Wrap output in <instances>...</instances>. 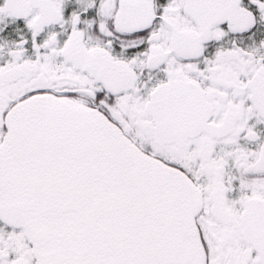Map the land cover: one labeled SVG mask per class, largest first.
<instances>
[{
	"label": "snow or ice",
	"instance_id": "obj_1",
	"mask_svg": "<svg viewBox=\"0 0 264 264\" xmlns=\"http://www.w3.org/2000/svg\"><path fill=\"white\" fill-rule=\"evenodd\" d=\"M0 264H264V0H0Z\"/></svg>",
	"mask_w": 264,
	"mask_h": 264
}]
</instances>
